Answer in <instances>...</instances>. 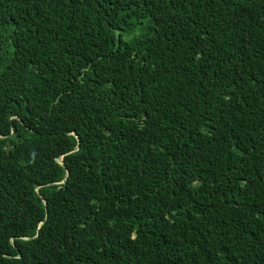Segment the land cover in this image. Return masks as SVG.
Here are the masks:
<instances>
[{
  "label": "trees",
  "instance_id": "obj_1",
  "mask_svg": "<svg viewBox=\"0 0 264 264\" xmlns=\"http://www.w3.org/2000/svg\"><path fill=\"white\" fill-rule=\"evenodd\" d=\"M0 264H264V0H0Z\"/></svg>",
  "mask_w": 264,
  "mask_h": 264
}]
</instances>
